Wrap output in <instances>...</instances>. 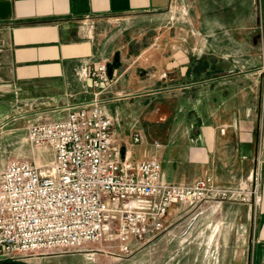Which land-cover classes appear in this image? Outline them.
<instances>
[{"label":"crops","instance_id":"obj_1","mask_svg":"<svg viewBox=\"0 0 264 264\" xmlns=\"http://www.w3.org/2000/svg\"><path fill=\"white\" fill-rule=\"evenodd\" d=\"M96 61L112 94L142 91L136 67H155L161 89L197 104L182 142L177 133L140 158L159 159L177 183L209 175L235 187L256 174L260 202L255 212L236 196L173 202L164 229L131 238L128 254L95 257L83 245L81 264H264V0H0V173L18 124L26 135L29 123L90 100Z\"/></svg>","mask_w":264,"mask_h":264},{"label":"built area","instance_id":"obj_2","mask_svg":"<svg viewBox=\"0 0 264 264\" xmlns=\"http://www.w3.org/2000/svg\"><path fill=\"white\" fill-rule=\"evenodd\" d=\"M108 75L105 61H96L88 72L99 88ZM100 92L66 107L61 118L27 125V141L54 153L46 165L14 158L1 171L0 261L80 249L86 242L128 253L131 238L164 229L173 202L239 196L255 212L260 202L256 174L250 184L237 187L219 186L209 175L177 183L165 179L156 157L134 159L115 142Z\"/></svg>","mask_w":264,"mask_h":264},{"label":"rangeland","instance_id":"obj_3","mask_svg":"<svg viewBox=\"0 0 264 264\" xmlns=\"http://www.w3.org/2000/svg\"><path fill=\"white\" fill-rule=\"evenodd\" d=\"M155 70L158 69L155 67H136L137 77L142 80L145 87L142 91L132 95L112 94V92L106 91V86L111 80L109 75V81L104 84L103 88L94 87L90 84L92 89L90 100L93 98L95 91H101L99 98L105 105L106 113L113 120L112 132L115 134L116 139L114 140L122 147L129 149L133 158H140L144 154L151 153L152 150L156 151V148L161 143L164 144L172 138L176 141L177 133L179 134L177 142H182L183 125L198 121L197 113L193 114L191 112L192 106L195 104L193 103L195 100H193L191 95H186L187 93H185L184 98H178L176 97L175 89H161L159 81L153 76L156 72ZM178 103L185 108L184 111L177 112L174 110ZM58 117L60 115H55L53 118ZM178 126L180 127L179 129H177ZM135 135L139 137V142H133L132 137ZM25 137L27 136L25 135L24 125L18 124V128L11 130L9 135L3 140L2 149L6 150L9 160L14 158L29 160L28 157H31V153L39 151V159L44 163L43 165L52 161L54 152L51 148H40L38 150L37 147H33L28 141L26 142L27 139L25 140ZM25 155L28 157H23ZM36 163L39 164V162ZM236 197L242 200L239 196ZM84 246L92 249V252H96L95 257L105 252L100 249L110 250V248L105 247L104 243L86 242ZM82 248L27 256L17 262L18 264H81L82 255L88 251H84ZM114 251L119 252L117 250Z\"/></svg>","mask_w":264,"mask_h":264},{"label":"water","instance_id":"obj_4","mask_svg":"<svg viewBox=\"0 0 264 264\" xmlns=\"http://www.w3.org/2000/svg\"><path fill=\"white\" fill-rule=\"evenodd\" d=\"M0 264H18V263L15 261L3 260V261H0Z\"/></svg>","mask_w":264,"mask_h":264},{"label":"flooded vegetation","instance_id":"obj_5","mask_svg":"<svg viewBox=\"0 0 264 264\" xmlns=\"http://www.w3.org/2000/svg\"><path fill=\"white\" fill-rule=\"evenodd\" d=\"M18 263V262H17Z\"/></svg>","mask_w":264,"mask_h":264}]
</instances>
